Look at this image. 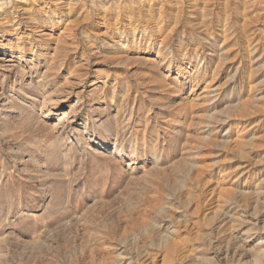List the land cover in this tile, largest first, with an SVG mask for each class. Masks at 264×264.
I'll use <instances>...</instances> for the list:
<instances>
[{
  "label": "rangeland",
  "instance_id": "rangeland-1",
  "mask_svg": "<svg viewBox=\"0 0 264 264\" xmlns=\"http://www.w3.org/2000/svg\"><path fill=\"white\" fill-rule=\"evenodd\" d=\"M0 264H264V0H0Z\"/></svg>",
  "mask_w": 264,
  "mask_h": 264
}]
</instances>
